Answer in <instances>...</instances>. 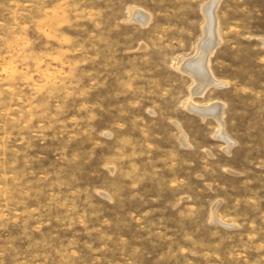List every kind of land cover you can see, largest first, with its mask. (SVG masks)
Returning <instances> with one entry per match:
<instances>
[{
    "label": "rangeland",
    "instance_id": "obj_1",
    "mask_svg": "<svg viewBox=\"0 0 264 264\" xmlns=\"http://www.w3.org/2000/svg\"><path fill=\"white\" fill-rule=\"evenodd\" d=\"M263 40L264 0H0V264H264Z\"/></svg>",
    "mask_w": 264,
    "mask_h": 264
},
{
    "label": "bare ground",
    "instance_id": "obj_2",
    "mask_svg": "<svg viewBox=\"0 0 264 264\" xmlns=\"http://www.w3.org/2000/svg\"><path fill=\"white\" fill-rule=\"evenodd\" d=\"M214 3V2H213ZM211 10H213V9H210L209 10V12L211 11ZM208 15V14H207ZM211 21H213L212 19H211ZM209 24V23H208ZM213 25H214V23H213ZM206 26V25H205ZM207 27H209V26H207ZM205 28V27H204ZM212 29H214V28H212ZM206 30V29H205ZM215 30V29H214ZM210 33V32H209ZM207 35V34H206ZM212 35V34H211ZM214 36V35H213ZM206 38V37H205ZM207 41V40H206ZM264 41V40H263ZM206 44V43H205ZM203 45V44H202ZM207 45V44H206ZM213 45V44H212ZM209 46V45H208ZM211 48V47H210ZM203 49H205V48H203ZM198 53H199V51H198ZM205 53V52H204ZM201 55V54H200ZM184 67L186 68V67H188V71H190L194 76H193V78L194 77H196L197 78V80H198V83H200V84H202L201 82H204L206 79H207V74H206V68H205V62H204V59L201 57V56H198V55H196V56H194L193 57V59L190 61V62H188V61H185V65L183 66V69H184ZM206 70V71H205ZM184 71V70H183ZM187 71V72H188ZM208 73V72H207ZM210 79H211V77H210ZM209 80V79H208ZM196 81V80H195ZM195 81H194V83H195ZM212 81V80H211ZM209 82V81H208ZM197 85V84H196ZM204 85V84H203ZM202 85V86H203ZM208 85V84H207ZM198 86V85H197ZM200 86V85H199ZM205 86V85H204ZM203 86V87H204ZM202 87V88H203ZM192 88V87H191ZM196 88V87H195ZM200 90V89H199ZM205 90H206V88H205ZM192 91H193V89H192ZM191 91V92H192ZM198 91V90H197ZM193 95V94H192ZM190 101V100H189ZM217 104V103H216ZM188 106V105H187ZM218 106V105H217ZM189 107V106H188ZM194 107V106H193ZM192 108V107H191ZM205 108V107H204ZM203 109H198V111L199 112H202L203 113V111H202ZM206 111V110H205ZM204 111V112H205ZM209 111V110H208ZM211 111V110H210ZM201 113V114H202ZM211 113V112H210ZM213 113V112H212ZM214 116V115H213ZM204 117V116H203ZM217 119V118H216ZM220 122V121H219ZM223 127V126H222ZM217 135V134H216ZM226 138V137H225ZM228 141V140H227ZM228 145V144H227Z\"/></svg>",
    "mask_w": 264,
    "mask_h": 264
}]
</instances>
